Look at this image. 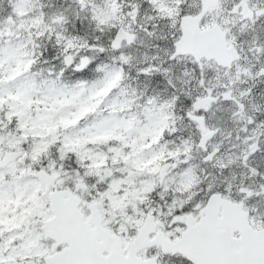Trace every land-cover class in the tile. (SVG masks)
Here are the masks:
<instances>
[{
	"label": "snow or ice",
	"instance_id": "1",
	"mask_svg": "<svg viewBox=\"0 0 264 264\" xmlns=\"http://www.w3.org/2000/svg\"><path fill=\"white\" fill-rule=\"evenodd\" d=\"M0 264H264V0H0Z\"/></svg>",
	"mask_w": 264,
	"mask_h": 264
}]
</instances>
